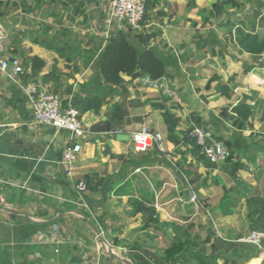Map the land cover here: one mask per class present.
Wrapping results in <instances>:
<instances>
[{"label":"crops","instance_id":"obj_1","mask_svg":"<svg viewBox=\"0 0 264 264\" xmlns=\"http://www.w3.org/2000/svg\"><path fill=\"white\" fill-rule=\"evenodd\" d=\"M214 2L196 0V6L189 8L187 0H160L140 30L156 33L150 46L171 54L167 77L181 102L170 98L168 103L180 116L178 129L197 125L220 136L228 130L220 114L223 107L248 90L256 91L254 102L264 99V68L255 67L245 74L240 56L226 52L234 45L230 36L224 39L214 33L219 42H212L216 53L211 52L209 37L197 28ZM107 11L103 0H0V22L6 32L4 54L21 60L33 55L43 58L46 65L34 82L66 100L72 98L68 87L84 95L87 89L81 85L98 76L86 56L94 50L93 36L104 40L108 35ZM95 15L103 25L100 31L92 24ZM81 19L84 28L76 31ZM63 28L79 33L81 39L83 52L70 55L71 60L62 57L56 45L40 40L41 35L51 37ZM244 54L251 62L252 56ZM234 73L237 95L233 92L231 100L215 90L216 83L206 88L213 75L227 81ZM123 77L128 82L130 121L102 130L108 105L99 114L89 111L82 116L93 134L82 142L79 177L110 179L79 194L62 165L70 133L35 124L26 99L21 101L22 92L0 72V191L5 199L0 206V264H170L164 261V252L176 233L188 231L190 237L201 239L213 233L238 241L251 233L247 215L235 210L222 216L215 209L222 184H233L230 176V183L223 181L230 169L208 167L192 152V146L168 141L160 109L151 104L131 106L132 100L151 99L152 103L161 93L143 87L138 78ZM142 124L163 134L165 151H136L131 134ZM243 161L245 170L240 175L260 187L256 166ZM135 200L156 209L161 222L177 223L179 230L157 223L146 225V214L136 212ZM211 243L206 244L208 251ZM263 260L264 248L245 264H262Z\"/></svg>","mask_w":264,"mask_h":264},{"label":"trees","instance_id":"obj_2","mask_svg":"<svg viewBox=\"0 0 264 264\" xmlns=\"http://www.w3.org/2000/svg\"><path fill=\"white\" fill-rule=\"evenodd\" d=\"M144 1L147 13L141 21V27L146 25L152 11L160 3V0ZM226 4H229L233 8L241 6V3L237 0H217L213 3L207 15L203 17V21L207 23L212 18H217L218 14L224 10ZM195 6L196 0H187V7L192 8ZM262 16L264 19L263 12ZM254 26L246 28V26L239 23L231 34L232 43L240 53H249L252 56L251 62L244 63L245 74L251 72L255 67L264 68V35L256 31V24ZM259 26L263 27L264 21ZM156 35V33H151L150 31L144 33L142 30L135 29L127 24L122 29L118 27L112 28L104 40L98 36H93L95 38L94 50L89 51L90 55L86 56V61L88 64L92 63L93 68L98 71V76L90 80L89 83L81 85L82 90L87 89L84 95L73 92L68 87V92L72 94L71 102L79 109L81 116L89 111L99 114L102 107L108 105L105 112L106 120L103 121V127H101L102 130L110 131L114 124L131 120V112L127 107L129 95L128 82L123 76L126 75L132 79L150 76L156 79L168 75V63L171 59V54L161 53L157 48L150 46L151 38ZM215 35L208 38L209 42L211 41V52L213 54L216 52L215 46H213L215 43L212 42H219L214 38ZM40 38L42 42L47 43L49 46L51 43L56 45L59 54L67 60H71L70 55L77 56L83 52L79 47L81 43L79 33L73 30L63 28L61 32H57L51 37L48 34H43ZM206 43L207 41L201 44V47H205ZM174 59L177 60L176 58ZM22 61L25 67L23 74L24 81H34V78L40 74L46 65L45 60L37 55L25 56ZM55 70L56 67L54 66L53 72ZM215 82V90L231 100L236 85L233 84V76L224 81L220 75L215 74L207 82L206 88L211 89L212 84ZM160 93V97L152 103L151 99L144 102L132 100L131 106L133 103H139L140 105L151 104L154 108L160 109L167 126L166 139L175 145L185 143L192 146V152L204 165L212 168L217 167L219 164L211 162L202 153L196 139L191 137V128L183 131L178 129L180 116L174 112L173 107H170L168 103L170 98L173 99L174 96L164 94L163 92ZM255 93L256 91L243 93L237 100L221 109V116L231 120L233 130L229 137L219 136V139L224 141L231 153V157L220 165L226 170L230 169L231 173L228 174L233 184L230 186L222 184L223 193L215 209L222 216L232 215L241 201L245 200L249 211L250 229L264 233V192L260 189L259 185L252 184L239 173L245 167L243 160L255 162L256 153H264V135H261L260 138H255L252 133L250 135L244 134L253 117L250 102L253 101ZM117 95L121 99L114 101ZM24 99V96H22L21 101L23 102ZM67 101L68 99L64 100L65 105ZM262 116H264V112ZM138 120L141 119L138 118ZM254 148H256V151H254ZM262 174H259V180H261ZM108 179L110 177L105 179L100 178L97 181L91 179L87 181V186L89 189L95 190L99 185L106 183V181L108 182ZM135 207L136 212L146 214V225L157 223L163 226H173L175 230H179L177 223L161 222L156 209L146 207L142 201L135 200ZM210 241L212 243L208 251L206 244ZM263 248L264 238L260 247L247 241L223 239L213 233L208 234L205 239H201L199 236L194 238L190 237L188 231H184L181 235L176 233L171 246L164 252V261L170 264H176L178 261H181L180 264H218V260L222 259L223 264H245L251 258L258 256ZM262 264H264V260Z\"/></svg>","mask_w":264,"mask_h":264},{"label":"built area","instance_id":"obj_3","mask_svg":"<svg viewBox=\"0 0 264 264\" xmlns=\"http://www.w3.org/2000/svg\"><path fill=\"white\" fill-rule=\"evenodd\" d=\"M106 3L108 34L114 27L124 28V23L131 25L135 29H141V21L147 13L144 0H103ZM108 36V35H107ZM6 32L0 22V72L14 83L22 92L27 105L31 110L33 122L35 124L55 127L58 130H66L70 133V138L63 150L62 165L66 177L73 183L79 194L88 190L87 181L79 177L78 160L82 151V142L93 134L92 129L85 124L79 109L68 100L66 105L64 98L34 81H24L23 74L25 67L18 57L4 56ZM140 84L153 91L163 92L174 96L181 102V99L171 90V85L167 76L152 78L143 76L139 79ZM173 98V99H174ZM191 137L196 139L197 144L211 162L223 164L230 157L231 153L223 140L219 139L215 132L202 126L191 128ZM134 148L138 152H147L157 148L165 151V138L159 131L151 130L146 124H142L131 134ZM197 195H193V200ZM5 205L3 193L0 191V206ZM264 233L253 230L243 240L257 244L261 247Z\"/></svg>","mask_w":264,"mask_h":264},{"label":"rangeland","instance_id":"obj_4","mask_svg":"<svg viewBox=\"0 0 264 264\" xmlns=\"http://www.w3.org/2000/svg\"><path fill=\"white\" fill-rule=\"evenodd\" d=\"M215 1H217V0H215ZM237 1L241 3V6L233 8L232 6H229V4H226L224 6L225 7L224 10H222L218 14V17L211 19L209 21V23H205L203 20H200L199 24H201V25L199 26V28H197V31L201 30L202 32H204L203 35H205L207 37L213 36L214 33H220L224 37V39H228L229 36L231 37V34L233 33V31H235L237 25L239 23H241L242 25L246 26V28L255 27L254 24H256L257 25L256 31L264 34V26L263 27L259 26V24H261V22L264 21L263 16H262V12L264 14V0H237ZM212 6H213V4H212ZM92 24H93L94 28H96L97 31H100V29H103V25H101V20H100V18H97L96 15L93 17ZM84 25L85 24H84L83 20L82 19L79 20V23L76 24V28H77L76 31H80V29H83ZM106 32H108V29L106 30ZM234 47H235V45H230L229 49L226 52H228V54L234 58L239 55L241 60H242V64H243V68H244V63L249 62L251 60V58L249 57V59H245V58H247V56L244 53L241 54L240 51L238 49H235L236 47L235 48ZM4 56H5V54H4ZM235 62H237V61H235ZM232 76H233V84H236L235 86H237L238 85L237 81H235V77L237 76V74L234 73ZM224 81H226V80H224ZM171 90L174 93L172 88H171ZM248 91L250 92V91H254V90H248ZM249 92L246 91V93H249ZM234 93H235V95H237V92L235 91V89H234ZM174 101H175V103L179 104L178 99L174 98ZM250 104H251V108L253 107V114L254 115L251 118L250 124L248 125L247 129L244 131V134L250 135L252 133V135H254L255 138H260L261 135H264V118H261L263 115V112H264V99H257L256 98L255 102L251 101ZM217 110H218V108H217ZM220 114H221V112H220ZM225 119L227 121V123H225V125H226L228 130L226 131V133L224 135L222 134L220 136H224L226 138V137H229L231 135L233 128H232L231 120L228 118H225ZM254 151H256V148H254ZM246 161L248 164H251L252 166H256V169H257L256 172H258L257 174L263 173L262 177H261L262 179L259 182V184H260V189L264 192V153L257 152L255 162H253V161L250 162L248 160H246ZM174 163H176V161H174ZM251 165H250V167H251ZM173 166L175 167L176 165H173ZM247 167H249V165H247ZM244 170L245 169L240 170L239 173L241 174L242 171H244ZM243 174L247 175L246 173H243ZM223 181H227L228 183H230L229 174L223 175ZM203 199L204 198H202L201 200H203ZM203 201L206 202V200H203ZM239 206H238L239 208L237 207L238 209H236V213L245 214L248 217L249 211H248V207L246 205L245 200L241 201ZM212 212H211V214H213Z\"/></svg>","mask_w":264,"mask_h":264},{"label":"clouds","instance_id":"obj_5","mask_svg":"<svg viewBox=\"0 0 264 264\" xmlns=\"http://www.w3.org/2000/svg\"><path fill=\"white\" fill-rule=\"evenodd\" d=\"M220 165V164H219Z\"/></svg>","mask_w":264,"mask_h":264}]
</instances>
